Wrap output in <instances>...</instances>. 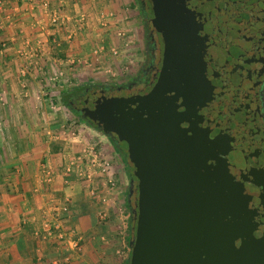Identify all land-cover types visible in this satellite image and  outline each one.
<instances>
[{
	"label": "water",
	"instance_id": "95a60500",
	"mask_svg": "<svg viewBox=\"0 0 264 264\" xmlns=\"http://www.w3.org/2000/svg\"><path fill=\"white\" fill-rule=\"evenodd\" d=\"M149 1L151 88L77 102L137 180L129 264H264V0Z\"/></svg>",
	"mask_w": 264,
	"mask_h": 264
},
{
	"label": "crops",
	"instance_id": "0c3cea01",
	"mask_svg": "<svg viewBox=\"0 0 264 264\" xmlns=\"http://www.w3.org/2000/svg\"><path fill=\"white\" fill-rule=\"evenodd\" d=\"M49 1L52 6L61 7V15L68 23L72 24L69 20L82 12L90 16V19L86 17V22L83 21V29L75 41L68 43L60 35L58 45L52 43L50 37L48 41L46 38L40 41V46L50 47L53 61L63 60L71 52L81 55L88 45L87 37L89 39L91 34L93 37L95 30L101 31L98 37L107 47V37L111 34L105 28L106 17L114 11L118 18L123 11H130L132 6L128 0ZM34 5L36 6H33L31 0L6 2L1 14V24H13L25 35L29 31L34 32L33 37L37 38L41 36V33L38 34L39 30H59L52 27L54 25L42 13L39 2L36 1ZM94 18L97 24H94ZM117 18L107 20L110 24H118ZM71 24L63 26L61 33ZM98 27L99 30L95 29ZM85 132L87 131L84 130L83 133ZM83 135L80 132L73 137L71 148L61 145L58 146V151L50 152L47 147V151L40 155V164H37L36 170L31 171L34 173L32 180L28 183H16L15 191L8 193L7 189V195L1 194L0 264H126L130 239L129 234L122 236L120 222L123 220L124 208L127 207V186H123L120 174L124 169L120 165L119 153L115 148L111 150L103 140V137L107 138L105 135H98L97 138L92 133L88 140L92 139L95 143L90 144H94L97 148L95 151L110 163L108 175L102 174L99 167L92 171V166H89L90 157L86 152L91 141L88 142ZM26 155L29 153H23L22 157ZM42 164L45 165V177L43 166L40 167ZM105 176L112 183L106 185ZM94 190L104 200L99 195H93ZM64 206L66 210L62 209Z\"/></svg>",
	"mask_w": 264,
	"mask_h": 264
},
{
	"label": "rangeland",
	"instance_id": "374dc122",
	"mask_svg": "<svg viewBox=\"0 0 264 264\" xmlns=\"http://www.w3.org/2000/svg\"><path fill=\"white\" fill-rule=\"evenodd\" d=\"M8 1L11 0L3 1L0 11V198L1 194L7 195L15 191L16 183L22 184L21 181L28 183L32 180L34 173L31 171L36 170L37 164H40V155L47 151V147L50 152L58 151V146L61 145H68L71 148L73 137L81 132L88 142L91 141L89 147L97 150L94 144H90L95 141L88 140V137H91L92 133L97 135V138L98 135L102 137L104 134L76 117L61 102V95L73 88L89 84L117 86L126 83L135 76L143 47L140 38L141 19L138 3L136 0H128L132 4L130 11H123L118 18L117 13L112 11V15L111 10H108L111 14L106 17L105 28L111 36L107 37L105 44L107 47L98 37L101 31L95 30L93 37L92 34L89 39L87 37L88 45L81 55L71 52L63 60L53 61L54 56L50 47L40 46V41L50 37L52 43L58 45L60 35L71 43L79 38L83 29L81 25L87 18L90 19V16L85 12L79 13L69 20L71 24L61 15L60 6H52L49 0H31L33 6H36L34 5L36 1L39 2L42 13L54 25L52 27L59 29L55 32L47 29L39 30L38 34L41 33V36L37 38L33 37L34 32L29 31L28 35H25L13 24L6 23L4 26L1 24V14ZM129 13H132L131 16ZM115 17L118 19V24L114 22L110 24L108 20L112 21ZM93 22L97 24L95 18ZM68 24L71 26L61 33V28ZM114 25L117 27L114 28ZM95 29L99 30L100 27ZM82 129L87 132L83 133ZM103 140L111 150L114 149L108 137H103ZM26 152L29 155L22 157ZM34 156L35 159L32 158ZM118 158L124 169L120 172L123 186H127L133 175L132 165L128 159L127 161L122 159L120 154ZM40 167L44 171L45 165L42 164ZM45 174L46 171L44 177ZM6 181L9 183L6 184ZM124 211L123 220L120 222L123 229L122 236L129 234V239H132L135 223L130 221L127 207Z\"/></svg>",
	"mask_w": 264,
	"mask_h": 264
},
{
	"label": "flooded vegetation",
	"instance_id": "af4514ba",
	"mask_svg": "<svg viewBox=\"0 0 264 264\" xmlns=\"http://www.w3.org/2000/svg\"><path fill=\"white\" fill-rule=\"evenodd\" d=\"M136 1L138 3V13L140 14L141 19L140 38L143 47L141 50L142 56L138 61V69H136L135 76L126 83L118 84L117 86L99 84L85 85L81 89H75L71 93H68L66 97L70 111L76 117L84 120L89 126L95 127L96 129L98 128L92 124L87 117H85L84 112L77 108L78 100L84 98L87 94L97 88L109 90L115 96L125 95L131 92L145 93L155 82L158 70L161 66L163 40L159 31L158 23L153 18L151 3L149 0ZM261 112L260 121L264 125V109H262ZM107 137L112 141L117 152L118 150L116 146L123 150L124 145L122 142H118L113 136ZM136 182V178L132 175L126 187V205L129 210L130 219L131 221H134V223L137 200Z\"/></svg>",
	"mask_w": 264,
	"mask_h": 264
},
{
	"label": "built area",
	"instance_id": "2783aa9c",
	"mask_svg": "<svg viewBox=\"0 0 264 264\" xmlns=\"http://www.w3.org/2000/svg\"><path fill=\"white\" fill-rule=\"evenodd\" d=\"M4 0H0V11L2 10V3ZM98 59V58H96ZM87 154L90 157V161H89V166L91 167V170L93 171L96 167H99L100 171L102 174L108 175V170L110 168V163L109 161H107L106 159H104L100 153H98L97 151H95L92 147L89 149H86ZM106 180L104 181L106 185L112 183L111 179H108V176H105ZM103 182V183H104ZM95 193H93V195H99L100 193L98 191H95ZM98 192V194L96 193ZM99 198L104 200V197L102 195H99ZM63 210H66V206H64L62 208Z\"/></svg>",
	"mask_w": 264,
	"mask_h": 264
},
{
	"label": "trees",
	"instance_id": "16d2710c",
	"mask_svg": "<svg viewBox=\"0 0 264 264\" xmlns=\"http://www.w3.org/2000/svg\"><path fill=\"white\" fill-rule=\"evenodd\" d=\"M84 86H82V87H76V88H73V90H75V89H81V88H83ZM73 90H69V91H66V92H64L61 96V102L65 105V106H69L68 105V103H67V100H66V97H67V95H68V93H71ZM69 108V107H68ZM117 147V150H118V153L121 155V157H122V159H124L125 161H127V153L124 151V150H122L120 147H118V146H116ZM130 221H131V219H130ZM134 234V233H133ZM129 259H130V250H129V255H128V258H127V262H126V264H129Z\"/></svg>",
	"mask_w": 264,
	"mask_h": 264
}]
</instances>
